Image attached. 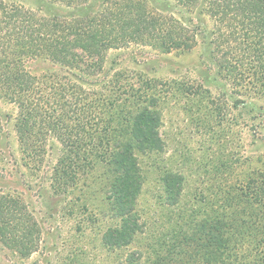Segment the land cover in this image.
<instances>
[{
	"label": "trees",
	"instance_id": "16d2710c",
	"mask_svg": "<svg viewBox=\"0 0 264 264\" xmlns=\"http://www.w3.org/2000/svg\"><path fill=\"white\" fill-rule=\"evenodd\" d=\"M158 1L155 11L148 5L154 0H0V99L16 109L21 156L40 166L58 145L51 189L67 194L80 183L84 193L101 194L104 217L119 221L102 235L109 250L130 246L142 232L136 155L162 149L163 98L156 80L108 79L110 51L146 47L167 55L201 40L236 94L247 95L235 103L249 108L253 134L264 125V0ZM40 62L58 70L35 74ZM164 185L166 204L175 206L182 176L166 175ZM194 222L176 246L177 255L190 253L188 264L194 256L206 264H264V173L252 170L214 217ZM40 236L28 206L0 192V244L26 259ZM137 260L128 257L129 264Z\"/></svg>",
	"mask_w": 264,
	"mask_h": 264
},
{
	"label": "rangeland",
	"instance_id": "374dc122",
	"mask_svg": "<svg viewBox=\"0 0 264 264\" xmlns=\"http://www.w3.org/2000/svg\"><path fill=\"white\" fill-rule=\"evenodd\" d=\"M154 1L148 5L156 11L161 1ZM212 59L201 40L185 52L163 55L131 47L110 51L106 57L108 79L116 73L129 80L153 79L160 82L163 97L158 105L162 149L136 155L142 173L136 202L142 232L126 248L109 250L102 245L104 232L119 221L104 217L107 207L100 193H84L80 183L67 194L51 189L57 144L40 166L23 160L14 130L16 109L0 99V192L24 202L41 229L39 249L29 258L0 244V264H129L134 253L136 258L140 255L136 264H188L190 253L177 255L176 248L187 226L206 215L214 217L221 199L232 197L235 186L252 170L264 173V125L260 136L253 134L249 108L235 103L245 102L247 95L236 94L235 82L221 74ZM32 70L41 75L58 69L40 62ZM170 174L183 178L175 206L165 201L164 179ZM84 197L88 205H83ZM193 264L206 263L194 256Z\"/></svg>",
	"mask_w": 264,
	"mask_h": 264
}]
</instances>
